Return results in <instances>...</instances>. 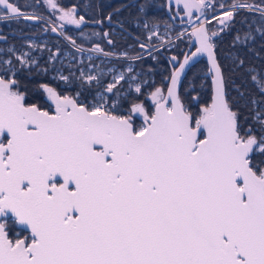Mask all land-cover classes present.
Segmentation results:
<instances>
[{"label": "snow or ice", "instance_id": "6c2138e0", "mask_svg": "<svg viewBox=\"0 0 264 264\" xmlns=\"http://www.w3.org/2000/svg\"><path fill=\"white\" fill-rule=\"evenodd\" d=\"M46 4L59 13V25L50 30L76 52L144 59L98 44L83 48L64 30L87 23L76 6ZM152 7L151 0L138 6L146 33L141 50L155 60V41L174 47V39L185 37L195 49L183 60L170 58L166 88L148 85L130 64L91 100L82 91L68 95L41 83L50 102L44 107L28 100L20 74L48 69L31 51L0 50V264H264V68L247 69L259 96L244 115L227 98L216 52V39L240 9L259 13L261 24L237 33L234 44L254 42L256 33L264 39V0H165L159 7L168 19L153 15ZM217 8L220 14L208 19ZM21 18L43 19L14 0H0V21ZM212 20L219 30L208 27ZM103 35L113 45L110 33ZM49 52L55 60L59 48ZM203 56L212 101L194 115L178 85ZM101 76L81 70V88L99 85ZM59 79L72 83L69 76ZM122 81L126 93L117 87Z\"/></svg>", "mask_w": 264, "mask_h": 264}, {"label": "flooded vegetation", "instance_id": "af4514ba", "mask_svg": "<svg viewBox=\"0 0 264 264\" xmlns=\"http://www.w3.org/2000/svg\"><path fill=\"white\" fill-rule=\"evenodd\" d=\"M138 1L139 0H90L88 2H83L81 0H77L72 4L65 6L62 5L65 8H70L75 5L78 15H83L87 21V23L79 27L75 25H67L65 29L74 39L86 38L90 42V48H93L94 45L98 44L106 52H112L116 54L127 52L129 56H135L138 53L141 54L143 50L139 48V43L145 42V38L140 36L142 35L144 29L143 23L141 20H139L140 18L136 19V21L132 24V30L130 31L127 29L126 20L123 18L127 12V6L138 8ZM43 2L44 6L47 7L46 0ZM47 11L57 21L56 24L60 23L58 20V12L53 13V11L48 7ZM109 14L112 16L111 21L107 19ZM19 20L23 21L22 19ZM12 21L14 20L0 21V36L6 37V39L0 40V50L15 48L17 53L21 51H31L32 57L39 62L40 68L43 69L46 67L48 69L47 72L34 70L31 75H29L25 69L20 74V78L27 73L28 75L26 78L34 79L31 81L22 80L23 84L27 88L28 100L30 102L38 103L44 107H47V105L50 103L47 101V97L43 91L38 87V85L41 83H46L50 87L57 89V91L68 95H75L77 91H82L84 92V95L88 96L89 100H91L94 95L103 91V88L112 81L113 76L123 72L125 63L131 64L139 79L148 81V85L153 81V75L150 72H143V70L133 64L134 61L120 58L119 55L105 57L102 54L93 51L91 52L93 54L91 56V61L88 59L87 61L83 60L80 63L75 59V55L77 53L76 50H69L71 60L67 62L65 61L66 63H64L63 61L66 59L64 56V51L59 49L57 58L55 60L49 61V50H51V52L57 51V48L51 42L58 34L53 33L50 28L49 35L46 34L45 29L37 33H31L29 31L21 32V28H17L14 26V24L10 23ZM95 21H102V23H96ZM34 23L38 25L40 24V20ZM4 24L10 25L9 34L13 36L11 40H8L7 38L5 33L6 31L3 28L5 27ZM105 32L110 33L109 38L113 40V45L108 44V38H105L103 35ZM18 33H22V35L19 36ZM31 39L37 40L38 43L34 44L42 46L41 49H29L28 43L31 42ZM123 41H125L124 44ZM167 48L168 47H163L160 49H163L164 51V49ZM156 53L157 51H153L154 56H156ZM143 56L147 57L148 55L146 54ZM112 66H114V68H112ZM81 70H83L85 73H102L101 83L99 85L93 83L91 88L85 91V89L81 88L80 80L78 79ZM60 75L69 76L72 80V83L67 84L64 81H61L59 79ZM148 85H145V87ZM117 87L121 88L122 93L127 92L128 85L123 81ZM14 228L16 229V232L21 230L20 226H14Z\"/></svg>", "mask_w": 264, "mask_h": 264}, {"label": "trees", "instance_id": "16d2710c", "mask_svg": "<svg viewBox=\"0 0 264 264\" xmlns=\"http://www.w3.org/2000/svg\"><path fill=\"white\" fill-rule=\"evenodd\" d=\"M44 0H14V2L23 10L34 12L39 15L45 16L52 21L55 19L47 11V7L44 6ZM77 0H58L61 5L72 4ZM83 2H88L90 0H81ZM124 1V0H123ZM219 0H216V2ZM225 4H230L232 1L236 0H223ZM246 1L251 4H259L260 0H240ZM139 5L144 3L145 0H139ZM153 5L151 13L162 17L163 19H168L165 15L164 8L159 7L164 4V0H151ZM127 12L124 15L126 20L127 29L132 30V24L136 21L137 17L143 23V14L137 12L138 8L133 6H127ZM14 24L15 27L21 28V32L29 31L31 33H37L44 29H49L50 25L40 20V24L28 23L26 21L15 20L10 22ZM9 24V23H8ZM4 24L5 33L8 40L12 39L10 32V25ZM261 24L260 14L250 12L249 10H239L235 14L234 22L227 29V31L216 39V52L223 67V71L226 77V92L227 98L230 103H232L235 110H239L244 115H247L248 109L252 107L250 100L253 97L258 98L259 90L257 86L251 81L247 69L249 67H255L258 70L264 68V39H261L259 34L256 33V39L254 42H249L248 44L235 43L234 37L237 33L243 35L249 30V25L254 28H258ZM49 25V26H48ZM66 34L71 36L66 29H64ZM49 35V30L46 31ZM19 36L22 33H18ZM142 38H145V31L143 29ZM18 39V38H17ZM51 40V39H50ZM77 44L84 47H90V42L86 38L75 39ZM125 41H123L124 44ZM56 48L62 51L65 50H75L71 47L63 38L56 35L52 42ZM188 41H175L174 47L164 49L167 53H172L181 56L184 48L186 47ZM157 59L153 60L150 56L144 57L143 60L134 61V65L141 70L150 72L153 75V81L149 85L154 87H165L167 83L166 77L169 76V68L165 59L158 53H156ZM240 58L245 61L243 67H238L237 63H234L235 58ZM28 74L26 73L20 79L23 81H31L34 79L26 78ZM147 89L148 86H146ZM151 90V89H150ZM179 94L182 97L183 102L190 112L197 115L200 111L201 106L209 104L211 102L210 98V85L206 78V65L203 59L197 62L190 70L186 73L180 88Z\"/></svg>", "mask_w": 264, "mask_h": 264}, {"label": "water", "instance_id": "95a60500", "mask_svg": "<svg viewBox=\"0 0 264 264\" xmlns=\"http://www.w3.org/2000/svg\"><path fill=\"white\" fill-rule=\"evenodd\" d=\"M164 3H165V0H164ZM21 10H22L23 12H25L26 14H28V15L35 14V15H37V16L43 17V16H41V15H39V14H37V13H34V12L25 11V10H23V9H21ZM164 12H165V15H166L167 18H168V14H167V9H166V8H164ZM21 19H22L23 21H27V22H30V23H34V22H36V21H39V20H25V19H23V18H21ZM41 20L47 22L50 26H52L53 23H54L52 20L47 19V18H45V17H43V19H41ZM55 24H56V23H55ZM56 25L58 26L59 23L56 24ZM175 25L178 26V27H180L179 20L175 21ZM184 27H187V25H185ZM189 31H191L190 28H189ZM56 34H58L61 38L64 39V37L61 36V35L59 34V32H56ZM64 40H65V39H64ZM65 41L71 46V44H70L67 40H65ZM85 49H86V48H85ZM194 50H195L194 47L192 46V44L189 43V40H188V43H187L186 47L184 48V50H183L181 56L179 57V59H180V60H183V54H184V53H188L189 51H194ZM85 52H86V51H85ZM157 53H159V54H160L163 58H165V60L167 61L168 65H169V76H170V73H171V70H172V65L169 64V60H170V58H171L172 56H177V55L172 54V53H165V52L163 51V49H159V51H157ZM217 58H218V56H217ZM201 59H203L204 62H205V65H206V73H207V66H208L207 57H206V56L200 57V58L197 60V62H199ZM218 61H219V59H218ZM197 62H196V63H197ZM196 63H195V64H196ZM195 64H194V65H195ZM187 72H188V70H186V73H187ZM185 75H186V74H185ZM185 75H183V76L181 77V83H182V81H183ZM206 78H207V81H208V83H209V85H210V98H211V101H212V94H213L212 76H211L210 74H206ZM181 83L178 85V92H179V88H180ZM168 84H169V80H167L166 86H167ZM166 86H165V88H166ZM210 103H211V102H210Z\"/></svg>", "mask_w": 264, "mask_h": 264}, {"label": "rangeland", "instance_id": "374dc122", "mask_svg": "<svg viewBox=\"0 0 264 264\" xmlns=\"http://www.w3.org/2000/svg\"><path fill=\"white\" fill-rule=\"evenodd\" d=\"M216 1V0H215ZM222 0H219V1H217V2H221ZM240 1V0H239ZM234 2H237V0L236 1H232L230 4H232V3H234ZM246 2V1H245ZM57 21L55 20L54 21V23H56ZM215 23H217V21L215 20ZM49 26V25H48ZM50 28H51V26H50ZM161 28H163V27H161ZM214 30H216L215 28H213ZM223 35V34H222ZM221 35V36H222ZM221 36H218V37H221ZM176 40H174V42H175ZM31 42L32 43H38L37 42V40H34V39H31ZM38 45V44H37ZM82 46V45H81ZM72 47V46H71ZM83 48H86V49H91L90 47H84V46H82ZM168 48H170V47H168ZM74 49V48H73ZM93 54L91 53V52H88V51H86V52H83V53H76V55H75V59L76 60H78L80 63L83 61V60H85V61H87L88 59H89V56H92ZM148 55V54H147ZM64 56H65V60L63 61L64 63H66L67 61H70L71 60V55H70V51L69 50H65L64 51ZM146 57V56H145ZM66 61V62H65ZM64 65V64H63ZM129 63H125L124 64V68H123V71H126V69L129 67ZM88 66V65H87ZM112 68H114V66H112ZM136 74V73H135ZM210 104V103H209ZM199 114V113H198Z\"/></svg>", "mask_w": 264, "mask_h": 264}, {"label": "built area", "instance_id": "2783aa9c", "mask_svg": "<svg viewBox=\"0 0 264 264\" xmlns=\"http://www.w3.org/2000/svg\"><path fill=\"white\" fill-rule=\"evenodd\" d=\"M213 2L215 3V4H219V3H224V1L222 0L221 2H216L215 0H213ZM239 2H245V1H239ZM247 3H249V2H247ZM251 4V3H250ZM226 5H231V4H226ZM240 10H247V9H240ZM220 14V10L217 8V10H216V12L215 13H213L212 11H209L208 12V19H212V16L213 15H219ZM161 27H163V25H161ZM208 27H210V28H215L216 30H219V28H220V25L218 24V23H215V20H212V23L211 24H209L208 25ZM228 29V28H227ZM227 29H225L223 32H221L220 33V35L219 36H221L222 34H224L226 31H227ZM176 30L177 31H179V30H181V26L180 27H177L176 26ZM160 31L161 32H163V28H160ZM173 39H174V37H173ZM188 39V37H185L184 38V40H187ZM175 40V39H174ZM155 43H156V45H157V48H163V47H161L160 46V44H159V42L158 41H155ZM142 55H146L147 54V51H143L142 53H141Z\"/></svg>", "mask_w": 264, "mask_h": 264}]
</instances>
